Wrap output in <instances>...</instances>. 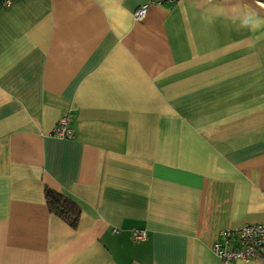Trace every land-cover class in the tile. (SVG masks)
I'll return each mask as SVG.
<instances>
[{
    "label": "crops",
    "instance_id": "crops-1",
    "mask_svg": "<svg viewBox=\"0 0 264 264\" xmlns=\"http://www.w3.org/2000/svg\"><path fill=\"white\" fill-rule=\"evenodd\" d=\"M45 187L79 206L76 228ZM261 223L263 3L0 8V264H219L221 232Z\"/></svg>",
    "mask_w": 264,
    "mask_h": 264
},
{
    "label": "built area",
    "instance_id": "built-area-1",
    "mask_svg": "<svg viewBox=\"0 0 264 264\" xmlns=\"http://www.w3.org/2000/svg\"><path fill=\"white\" fill-rule=\"evenodd\" d=\"M14 0H0V8H8ZM147 13V5L140 6L133 13L135 21H141ZM70 119L62 117L55 128L53 135L59 138L72 136L73 130L69 127ZM147 238L145 230L132 231V239L144 241ZM218 258L219 264H232L236 261L253 260L264 249V223L247 224L221 232L217 241L211 247Z\"/></svg>",
    "mask_w": 264,
    "mask_h": 264
},
{
    "label": "trees",
    "instance_id": "trees-1",
    "mask_svg": "<svg viewBox=\"0 0 264 264\" xmlns=\"http://www.w3.org/2000/svg\"><path fill=\"white\" fill-rule=\"evenodd\" d=\"M254 1L264 4V0ZM44 198L50 213L57 216L69 227L76 228L80 217V208L75 202L48 187L44 188Z\"/></svg>",
    "mask_w": 264,
    "mask_h": 264
}]
</instances>
